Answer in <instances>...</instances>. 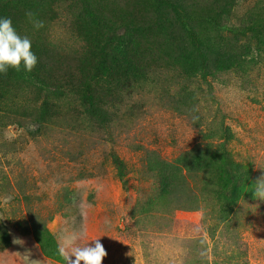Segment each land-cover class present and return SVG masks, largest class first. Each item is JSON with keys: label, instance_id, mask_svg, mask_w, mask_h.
Wrapping results in <instances>:
<instances>
[{"label": "rangeland", "instance_id": "1", "mask_svg": "<svg viewBox=\"0 0 264 264\" xmlns=\"http://www.w3.org/2000/svg\"><path fill=\"white\" fill-rule=\"evenodd\" d=\"M0 16L38 56L30 81L0 74V264H64L59 244L96 238L103 264H264V0H0Z\"/></svg>", "mask_w": 264, "mask_h": 264}, {"label": "clouds", "instance_id": "2", "mask_svg": "<svg viewBox=\"0 0 264 264\" xmlns=\"http://www.w3.org/2000/svg\"><path fill=\"white\" fill-rule=\"evenodd\" d=\"M31 17L32 13H27ZM33 27L39 30L43 27L42 22H34ZM38 64V56L33 51L32 40L27 35H21L14 26L10 17L0 16V74H7L9 69L17 72H32ZM254 197L264 199V178L260 179L254 186ZM86 235L82 229L79 238ZM84 246H73L65 241L57 247V253L64 264H103L104 258L108 255L104 244L99 238L90 240ZM17 243L18 240L16 241ZM74 257V258H73Z\"/></svg>", "mask_w": 264, "mask_h": 264}, {"label": "trees", "instance_id": "3", "mask_svg": "<svg viewBox=\"0 0 264 264\" xmlns=\"http://www.w3.org/2000/svg\"><path fill=\"white\" fill-rule=\"evenodd\" d=\"M191 36L193 38V44H194V46L196 48H198V49H201L202 48V41L200 40V37H197L193 32H192ZM34 47H36V46H34ZM179 47H180V49L182 48V46H179ZM26 73H28V77H26L25 82L26 81H30L29 79L32 76L31 72L30 73L29 72H26ZM36 77H37L36 79H38L39 82L42 83V87H40L38 89L40 92L45 93L46 92V88L47 89H50V90H53L52 92L46 93V95H45V101L46 102L52 101L53 100V96H55V94H58V90L55 91V87H54L53 84H50V83L46 82L45 80H42L41 79L42 78L41 75H37ZM34 82H35V80H34ZM84 96H85L84 102H85L86 106H88L89 108H91L93 106V99H92L93 96H92V94L87 91L84 94ZM46 106L47 105H46L45 102L42 103V108H40V111L44 112L45 109H46ZM45 115H46V113L43 114V117L44 118H45ZM113 162L116 164V166H117V168L119 170V176L122 177L123 176V173L122 172H123V169H124V165H123V163L120 160V158H119L118 155H114L113 156ZM224 165H225V168L227 169V173L229 175L227 181H230V179L233 178L234 181L237 179V180H240V181L242 180L244 182L247 179V175L245 174L246 173V169L244 168L243 164L241 162H239V161L233 160L230 157V155L227 156V159H226ZM165 179L168 181L167 184H168V186L170 188L171 185H172L171 179L170 178H165ZM179 181H180V183H187V180H186L185 175L179 174ZM243 187L241 186V189ZM205 188L206 189H209V190L210 189L213 190V188L209 184H206L205 185ZM226 189H228V188H226ZM46 238L48 239V237H46ZM41 241H42V239H41ZM48 243H49V241H46L45 240V245L44 246L46 247L48 245Z\"/></svg>", "mask_w": 264, "mask_h": 264}]
</instances>
